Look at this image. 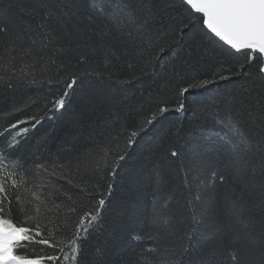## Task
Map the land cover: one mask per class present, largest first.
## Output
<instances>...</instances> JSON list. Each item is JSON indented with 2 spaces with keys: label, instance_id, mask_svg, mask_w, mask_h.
<instances>
[{
  "label": "snow or ice",
  "instance_id": "1",
  "mask_svg": "<svg viewBox=\"0 0 264 264\" xmlns=\"http://www.w3.org/2000/svg\"><path fill=\"white\" fill-rule=\"evenodd\" d=\"M167 10V22L165 17L153 15L151 9L148 17L139 21L136 10L125 3L106 13L110 29L96 24L91 30L100 41L126 36V46L138 57H143L151 47V38L145 37L147 44H144L129 29L134 24L143 28L150 21H156L165 37L179 31L180 38L174 41L176 48L183 47L186 33L199 35L226 51L239 67L232 70L221 64L198 77L185 71L184 66H188L189 61L180 60L173 52L181 67L173 66L171 83L165 79L162 85L164 92L156 99L155 107L149 109L134 128L126 130L122 149L117 144L118 150L113 151L111 138L98 145L95 154L93 150H86L65 155L63 149L58 148L47 160L30 168L18 159H12L11 150L30 132L43 127L46 122L51 124L59 120L67 111L76 90L84 84L83 77L88 74L66 71L67 65L62 58L71 52L64 40L67 33L50 26L53 22L62 24L63 17H54L49 13L46 23L38 24L27 33L0 25V34L9 37L7 46L0 51V90L44 84L59 88L58 91L49 88L45 96L37 97L43 104L38 112H25L36 102L29 97L13 102L4 114L12 119L0 129V138L6 139V147L0 148V264H78L81 243L87 238L89 230L102 219L106 205L111 203L113 182L138 139L147 135L165 114L183 113L190 107L205 103L189 99L195 89L217 87L219 82H230L234 77L246 78L239 86L243 98L237 101L233 92L217 93L226 108L225 115L215 122L223 133L215 135L228 146L223 168L213 170L218 157L198 155L196 176L192 181L196 191L193 192L189 184L192 169L185 170L184 166L186 149L178 145L170 146L168 157L177 162L178 174L191 196L188 204L194 223L198 222V213L193 202L203 204L205 200L213 201L217 196V184H239L242 191L264 202V95L256 91L264 86V0H169ZM98 11L105 13V8L100 7ZM88 19L91 22V17ZM140 35L144 32L141 31ZM165 51L161 48L155 57L157 64L151 72L153 78L159 76L157 68L167 67L159 63ZM103 57L102 66L105 68L115 58L107 46L104 47ZM77 63L101 66L85 55H81ZM127 67L132 69L133 65L129 63ZM253 68L260 83L253 81ZM246 98H250L248 103H245ZM237 102L241 107H236ZM17 114L26 118L21 119ZM13 119L15 122H12ZM170 127L178 131L181 128L175 123ZM51 132L53 129L49 128L41 137L42 141H47ZM156 148L162 149L163 144L158 143ZM254 151L260 153L258 163L253 162ZM157 176L152 224L159 228L171 222L167 205L172 197L162 193V187L167 183L163 170L157 169ZM59 181H66L71 191L65 190ZM220 195L242 227L229 229L224 238L207 249L209 264H264V228L258 235L248 230V225L240 220L239 198H234L235 194L228 188ZM13 203L22 219L14 216ZM135 238L141 239L140 236ZM190 239L191 236L185 233L177 243L162 248L158 237L149 235L150 245L146 254L164 258L162 264H184V255L188 252L184 241ZM37 248L40 251H36ZM44 249L50 252L45 253Z\"/></svg>",
  "mask_w": 264,
  "mask_h": 264
},
{
  "label": "trees",
  "instance_id": "2",
  "mask_svg": "<svg viewBox=\"0 0 264 264\" xmlns=\"http://www.w3.org/2000/svg\"><path fill=\"white\" fill-rule=\"evenodd\" d=\"M125 3L136 10L139 21L146 19L151 9L153 15L157 18L163 16L167 22L169 0H0V25H7L14 31L30 32L38 24L46 23L49 13L54 17H63L62 24L53 22L50 26L67 33L64 40L68 42L71 52L62 58L63 63L67 65L66 71L88 74L83 77L84 84L76 90L62 117L51 124L46 122L43 127L30 132L11 150L12 159H18L25 167L30 168L47 160L58 148L63 149L65 155H74L86 150H93L95 154L96 147L103 145L108 138L113 140V151L118 150L117 144L122 149L126 130L134 128L148 110L155 107L156 99L164 92L162 85L165 79L171 83L173 66L181 67L179 60L172 55L173 52L180 60L187 59L189 65L184 66L185 71L198 77L210 73L221 64L232 70L239 67L226 51L218 45L210 44L199 35L186 33L183 37V47L176 48L174 41L180 38L179 31L175 35L165 37L156 21H150L143 28L140 24H134L129 29L133 36H139L144 44H147L145 37L151 38V47L143 57H138L126 46V36L100 41L91 29L96 24L106 30L110 29L106 13ZM100 7L105 8V13L98 11ZM88 17H91V22ZM141 31L144 32L142 36ZM168 31L171 33V29ZM8 40V36L0 34V51L7 46ZM105 46L110 48L115 56L107 68L102 66ZM161 48L166 51L159 63L166 64L167 67L157 68L159 76L153 78L151 72L156 67L155 57ZM81 55L100 63L101 66L97 67L96 63L78 64L77 60ZM129 63L133 65L132 69L127 67ZM252 72L253 81L260 83L259 78L255 76V68ZM245 80V77H234L230 82H219L217 87L195 89L189 99L195 98L205 103L190 107L183 113L165 114L147 135L138 139L113 182L111 203L106 205L101 214L102 219L89 230L87 238L81 243L82 251L78 264H162L164 258L146 254L150 245L148 236H157L163 248L177 243L185 233L189 234L191 239L184 241L188 248L183 258L184 264H209L207 249L224 238L229 229L242 227L231 215L230 207L220 195L225 188L235 194L234 198H239L240 220L248 225V230L257 235L260 233L264 228V202L242 191L239 184L231 182L228 185L217 184V196L213 201L205 200L203 204L193 202L198 213V222L194 223L188 204L191 196L178 174L177 162L168 157L167 151L170 146L177 145L186 149L184 166L185 170L192 169L190 185L196 176L195 164L200 154L218 157L213 170H221L224 158L228 155V146L215 135L221 132L215 122L226 112L224 101L217 97V93L233 92L239 101L243 98L239 86ZM49 88L59 90L58 86L46 84L16 90H0V129L12 119L4 114L10 110L13 102L31 97L36 102L26 108L25 112H38L43 104L37 97L45 96ZM256 91L264 95V86ZM248 99L250 98L245 99V103H248ZM236 107H241L239 102ZM17 115L21 119L26 118ZM174 123L181 126L179 131L170 127ZM49 128H52L53 132L47 141H42L41 137ZM158 143L163 144L162 149L156 148ZM5 147L6 139L0 138V148ZM259 159L260 153L254 151L253 162L258 163ZM157 169L163 170L167 180L162 187V193L172 197L167 205V211L172 217L171 222L159 228L152 224ZM59 183L64 185L65 190L71 191L66 181ZM192 191H196L194 185ZM12 209L14 216L22 219L15 203ZM136 236L141 239H136ZM36 251L40 249L37 248ZM44 251L50 252L49 249Z\"/></svg>",
  "mask_w": 264,
  "mask_h": 264
}]
</instances>
